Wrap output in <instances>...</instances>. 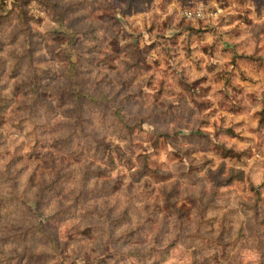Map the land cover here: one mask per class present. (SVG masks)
Here are the masks:
<instances>
[{
	"label": "rangeland",
	"instance_id": "374dc122",
	"mask_svg": "<svg viewBox=\"0 0 264 264\" xmlns=\"http://www.w3.org/2000/svg\"><path fill=\"white\" fill-rule=\"evenodd\" d=\"M72 89L109 100L80 109ZM0 95L1 202L30 232L0 264H264V0H0ZM58 148L65 178L37 207ZM80 193L78 219L56 215ZM108 208L140 222L128 243L86 228Z\"/></svg>",
	"mask_w": 264,
	"mask_h": 264
},
{
	"label": "trees",
	"instance_id": "16d2710c",
	"mask_svg": "<svg viewBox=\"0 0 264 264\" xmlns=\"http://www.w3.org/2000/svg\"><path fill=\"white\" fill-rule=\"evenodd\" d=\"M58 33H60V32H58ZM76 69H77V65L75 63L71 62L66 75L69 76L72 84L74 86H76V89L78 90L80 84H79L78 79H77ZM71 91H73V89ZM73 93L74 94H68V95L69 96L71 95V97L76 102V106L80 109H82L86 106L85 102L87 100H89L92 104H95L98 101V99L109 100V97H107V96L96 97V96H94L88 92H85V91L77 93L76 90H74ZM63 97L65 98V94H62V97H61L62 100H64ZM10 102H11L10 98H8L7 96L0 95V114L3 111H5V109L10 105ZM118 114H120L119 111H118ZM2 123H3V121L0 119V124H2ZM75 126H76L75 129H77L78 125H75ZM82 128H83V125L81 126V130H82ZM129 130H131V129H129ZM70 138H72V137L68 136V138L66 140L69 139V142H70ZM36 142H37V140H36ZM97 142L99 143V141H97ZM55 146H56V144L53 145V147H55ZM84 149H85V147L82 144H77L76 148L74 150H71V152H68V154L71 156L75 155L78 157L80 155L79 150L82 151ZM58 151L53 152V150H52V151L46 152L44 155L45 160L47 161V164H48L47 167L50 170L51 174L43 173L42 176L40 177V180L38 182L39 190L36 194L37 195L36 198L34 199V203H36L37 207L46 203L47 198H49L51 196L50 193L59 194V192H60V185L59 184H61L62 179L65 178V174H63L61 171H62L63 167H65L66 159L63 157V155H65V154L63 152H61L60 148H58ZM37 157H39V156H37ZM92 173L95 174V171H93ZM84 179H85V176H84L83 180ZM94 181H96V180H94ZM12 187H13V191L16 193L15 195L12 196V198L15 197V199L17 201L23 200L21 202L23 204H25V202L28 201L26 194L24 192L20 191L21 188H19V185H18V188L16 187V183H14L12 185ZM85 196L86 195H84L83 193L76 194L75 197L73 198V200L71 202H69L66 207L65 206L63 207V205L60 204L58 206V211L56 212V215L62 214L61 218L66 217V216H71V217L77 216L76 219H78L79 214H81L83 212V208L81 206H83ZM2 198L4 199L2 194H0V227H3V228L8 227L9 229H14L15 232H13L10 236H8L9 238L7 237L8 234L3 236V237H0V242H5L6 240H9L10 243L13 242L12 244H17L18 242L24 241L30 232L27 230V231H23V233L21 234L20 228L15 227L18 224L16 219H15L17 216L15 215V213L12 210H9V208H6L3 206L2 202H1ZM26 207L24 208L25 213H26ZM27 211H28L27 215H29L30 217L32 215L37 216L36 213L34 214L32 212L31 208L27 207ZM88 212L91 214V216L86 217ZM83 215H85V219H91L90 223L86 224V226H87L86 228L89 231L90 230L92 231L93 227L94 228H98V227L101 228L103 226V223H104V225H107V228H104L103 230L110 237H112L115 241L122 239V240H126V243H128L131 240V237L138 234V230H139V232L141 231V224L138 221L136 222L135 226L134 225L130 226V223L133 222V219L128 214V212H125V210L121 211L117 216H114L112 211L109 208L107 210L93 209L91 212H90V210L86 209V211L84 210ZM95 221H96V224H93ZM42 227H43V222L40 221L39 224L36 225L37 233L48 235L51 242H52L53 247L57 248L58 243H57V237H56L55 233L50 234L49 232H46ZM117 232H120V233L116 234ZM156 238H158V237H156ZM158 241H159V239H158ZM173 246H174V242H171V243H167L164 246V248L160 249L159 251H161V253H163V254H162L161 258L157 259V261H159V262L166 261L168 259L167 258L168 254L170 253V250L172 249ZM2 247L3 246H0V251H2L1 250V249H3ZM134 254L140 255L139 253H135V252H134ZM139 257H140V259H138V260L141 262V264H147L146 262H147L148 257L146 258L145 255H140Z\"/></svg>",
	"mask_w": 264,
	"mask_h": 264
},
{
	"label": "built area",
	"instance_id": "2783aa9c",
	"mask_svg": "<svg viewBox=\"0 0 264 264\" xmlns=\"http://www.w3.org/2000/svg\"><path fill=\"white\" fill-rule=\"evenodd\" d=\"M201 12L198 10L197 12H194L193 10L192 11H187L186 14L188 16H196V15H199Z\"/></svg>",
	"mask_w": 264,
	"mask_h": 264
}]
</instances>
